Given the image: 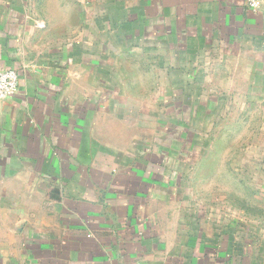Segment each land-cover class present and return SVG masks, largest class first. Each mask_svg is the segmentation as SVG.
<instances>
[{
  "label": "crops",
  "instance_id": "crops-1",
  "mask_svg": "<svg viewBox=\"0 0 264 264\" xmlns=\"http://www.w3.org/2000/svg\"><path fill=\"white\" fill-rule=\"evenodd\" d=\"M4 68L0 264H264V0H0Z\"/></svg>",
  "mask_w": 264,
  "mask_h": 264
},
{
  "label": "rangeland",
  "instance_id": "rangeland-1",
  "mask_svg": "<svg viewBox=\"0 0 264 264\" xmlns=\"http://www.w3.org/2000/svg\"><path fill=\"white\" fill-rule=\"evenodd\" d=\"M244 134V130L242 127H236L235 132H234V139L230 140V141H226L224 140V144L223 147H221L222 149H224L225 151L223 152H227L228 150H231V152H234V154L232 156H223L221 159L222 164H224V166L229 169V172H218L217 174L212 175L213 179L216 180V178H218V187H225L226 186V182L231 178V180H234V182H242V181H256V180H260L261 178H259L258 174H255L252 172V170L250 171V169H243L242 167V155L244 153H247L250 148H252L253 146V142H249V141H244L242 140V136ZM224 190V188H219V191ZM218 200H215V207H214V211L217 214H224L226 212V208L223 204V202H220Z\"/></svg>",
  "mask_w": 264,
  "mask_h": 264
},
{
  "label": "built area",
  "instance_id": "built-area-1",
  "mask_svg": "<svg viewBox=\"0 0 264 264\" xmlns=\"http://www.w3.org/2000/svg\"><path fill=\"white\" fill-rule=\"evenodd\" d=\"M261 0H245L246 6L255 11L258 10ZM19 87V75L13 68L0 69V100L13 97Z\"/></svg>",
  "mask_w": 264,
  "mask_h": 264
}]
</instances>
